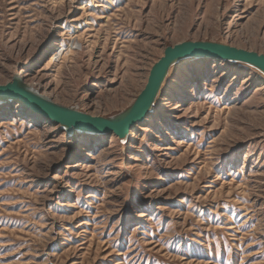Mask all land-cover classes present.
Segmentation results:
<instances>
[{
    "label": "rangeland",
    "instance_id": "374dc122",
    "mask_svg": "<svg viewBox=\"0 0 264 264\" xmlns=\"http://www.w3.org/2000/svg\"><path fill=\"white\" fill-rule=\"evenodd\" d=\"M187 41L264 54V0H0V85L118 121ZM34 114L0 99V264H264L255 67L174 61L123 138Z\"/></svg>",
    "mask_w": 264,
    "mask_h": 264
},
{
    "label": "water",
    "instance_id": "95a60500",
    "mask_svg": "<svg viewBox=\"0 0 264 264\" xmlns=\"http://www.w3.org/2000/svg\"><path fill=\"white\" fill-rule=\"evenodd\" d=\"M200 57H215L245 63L255 67L264 74V54L226 44L187 41L169 46L164 50L163 56L152 66L147 83L134 104L128 113L118 121L65 109L53 103L43 101L28 91L16 87L14 84L0 85V99L21 101L25 108L36 111L54 123L68 128V130L74 129L90 133H113L117 137L123 138L136 124L135 122L145 118L144 113L158 92L170 65L180 59Z\"/></svg>",
    "mask_w": 264,
    "mask_h": 264
},
{
    "label": "bare ground",
    "instance_id": "6f19581e",
    "mask_svg": "<svg viewBox=\"0 0 264 264\" xmlns=\"http://www.w3.org/2000/svg\"><path fill=\"white\" fill-rule=\"evenodd\" d=\"M64 48H62V47H60V48H58L57 50H56V52H55V54H54V57L57 55V57H62V55H63V52H64ZM200 58H208V59H210V60H214V61H217V60H221L220 58H215V57H200ZM223 60V59H222ZM143 90V89H142ZM141 93V92H140ZM157 94H158V92L156 93V95H155V97L152 99V101L150 102V104H149V107H148V109L145 111V113H144V115L146 116L150 111H151V109H152V107H153V105H154V102H155V99H156V97H157ZM139 96V95H138ZM137 96V97H138ZM137 99V98H136ZM18 102H20L22 105H23V103L21 102V101H18ZM25 108V107H24ZM25 109H29V108H25ZM29 110H31V109H29ZM33 112H35V114L34 115H37L38 113L36 112V111H34V110H32ZM37 113V114H36ZM40 115V114H39ZM143 120V119H142ZM142 120H140V121H142ZM140 121H137V122H135V123H138V122H140ZM72 130H74V129H72ZM76 131H78V130H76ZM79 132H84V133H90V132H85V131H79ZM91 134V133H90ZM92 134H98V133H92Z\"/></svg>",
    "mask_w": 264,
    "mask_h": 264
}]
</instances>
